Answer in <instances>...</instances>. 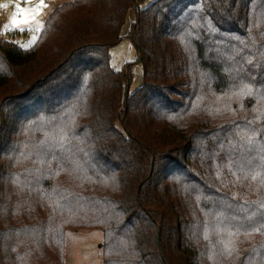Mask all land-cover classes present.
Wrapping results in <instances>:
<instances>
[{
  "label": "trees",
  "instance_id": "trees-1",
  "mask_svg": "<svg viewBox=\"0 0 264 264\" xmlns=\"http://www.w3.org/2000/svg\"><path fill=\"white\" fill-rule=\"evenodd\" d=\"M143 1L0 37V264H64L67 227L101 230L102 264H264V0Z\"/></svg>",
  "mask_w": 264,
  "mask_h": 264
},
{
  "label": "rangeland",
  "instance_id": "rangeland-1",
  "mask_svg": "<svg viewBox=\"0 0 264 264\" xmlns=\"http://www.w3.org/2000/svg\"><path fill=\"white\" fill-rule=\"evenodd\" d=\"M69 1L72 0H44L43 5L39 6V10L34 13L33 19H31L27 24L22 23L19 26H13L10 23L9 18L15 11L14 4L19 3L22 8H37L38 0H0V5H3V7H0V37L15 41L22 47H29L37 38L45 18L52 11V9ZM152 1L154 0H144L141 7L148 5ZM134 18L135 10L130 9L121 29V39L109 49L110 65L116 70H122L129 74V78L127 80L128 93L137 89L142 82V69L140 62L138 61V53L131 36L129 35L130 26L134 21ZM14 30H25L26 33L18 34L12 37L10 32ZM251 184L256 185L257 181H251L248 186ZM247 194L244 195L240 201L245 202L247 200ZM244 204H247V202ZM243 207L244 210L242 208L241 209L244 212L247 205ZM234 231L235 229L229 230V234H232ZM102 238V232L98 228H65L63 231L64 264H102ZM225 238H227V236L222 234L223 242L219 243V246H217L219 248L218 253L220 255L227 254V252H229L228 248H230V246L225 243ZM213 261L215 260L212 257L209 259L208 264L216 263Z\"/></svg>",
  "mask_w": 264,
  "mask_h": 264
},
{
  "label": "snow or ice",
  "instance_id": "snow-or-ice-1",
  "mask_svg": "<svg viewBox=\"0 0 264 264\" xmlns=\"http://www.w3.org/2000/svg\"><path fill=\"white\" fill-rule=\"evenodd\" d=\"M44 0H38L37 8H22L19 3L14 4V13L9 18L10 23L13 26H19L20 24H27L34 18V13L39 10V6L43 5ZM3 7V5H0Z\"/></svg>",
  "mask_w": 264,
  "mask_h": 264
}]
</instances>
